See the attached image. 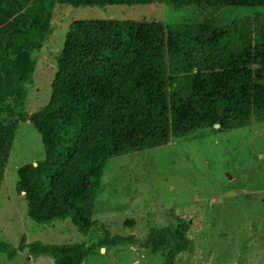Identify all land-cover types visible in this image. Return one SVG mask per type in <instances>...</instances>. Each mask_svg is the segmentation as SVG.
<instances>
[{
	"label": "trees",
	"instance_id": "trees-1",
	"mask_svg": "<svg viewBox=\"0 0 264 264\" xmlns=\"http://www.w3.org/2000/svg\"><path fill=\"white\" fill-rule=\"evenodd\" d=\"M264 8V0H0V180L16 121L40 136L43 157L15 170V190L35 222L65 219L80 232L91 226L102 163L160 146L202 128L212 133L264 121V18L228 24L211 18L164 25L149 19H75L68 24L48 101L24 109L32 84L30 55L47 41L54 4ZM185 225L148 231L143 246L165 247L163 264L184 251ZM0 240L11 258L25 246L53 264H81L84 256L132 237L97 243L23 244Z\"/></svg>",
	"mask_w": 264,
	"mask_h": 264
},
{
	"label": "rangeland",
	"instance_id": "rangeland-1",
	"mask_svg": "<svg viewBox=\"0 0 264 264\" xmlns=\"http://www.w3.org/2000/svg\"><path fill=\"white\" fill-rule=\"evenodd\" d=\"M264 18V8L177 6L169 3L104 5L54 4L47 41L32 51V84L24 109L31 113L50 95L66 30L75 19H149L164 25L211 18L228 24L244 17ZM0 180V240L23 244L97 243L105 236L133 243L95 247L81 264H163L165 247L142 244L150 230L185 225L187 248L171 264H264V121L212 133L202 128L166 143L111 157L101 165L91 212V226L78 231L65 219L35 222L16 192L15 170L43 157L38 132L16 121ZM0 264H53L26 246Z\"/></svg>",
	"mask_w": 264,
	"mask_h": 264
}]
</instances>
